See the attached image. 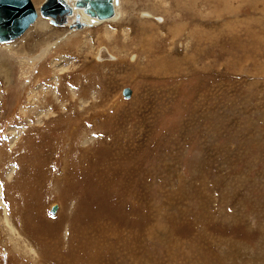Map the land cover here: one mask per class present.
I'll use <instances>...</instances> for the list:
<instances>
[{"label":"rangeland","instance_id":"rangeland-1","mask_svg":"<svg viewBox=\"0 0 264 264\" xmlns=\"http://www.w3.org/2000/svg\"><path fill=\"white\" fill-rule=\"evenodd\" d=\"M38 18L62 30L57 46L2 52L0 264L255 259L264 0H121L116 20L77 31ZM71 32L84 37L64 41ZM60 56L68 63L55 68Z\"/></svg>","mask_w":264,"mask_h":264},{"label":"water","instance_id":"water-1","mask_svg":"<svg viewBox=\"0 0 264 264\" xmlns=\"http://www.w3.org/2000/svg\"><path fill=\"white\" fill-rule=\"evenodd\" d=\"M120 0H45L38 10L32 0H0V42L14 40L23 35L33 24L39 13L50 18L54 24H66L75 19L71 29L83 28L86 21L80 19L82 12L91 23L113 19ZM123 95L131 97L132 89L125 87ZM56 205L51 212H56Z\"/></svg>","mask_w":264,"mask_h":264},{"label":"bare ground","instance_id":"bare-ground-1","mask_svg":"<svg viewBox=\"0 0 264 264\" xmlns=\"http://www.w3.org/2000/svg\"><path fill=\"white\" fill-rule=\"evenodd\" d=\"M34 1V3L36 2V0H33ZM36 4V3H35ZM120 9H121V0H120V4H119V6L117 7V14H116V16L113 18V19H109V20H116L118 17H119V15H120ZM81 13V17H80V19H82V20H84V21H86V24H85V26L83 27V28H80L81 30H83L84 28H86V27H89V26H92V25H98V24H100V23H103V22H105V21H109V20H104V21H100V20H97V22L95 23V24H92L91 23V20H90V18H88L86 15H84L82 12H80ZM42 15V14H41ZM144 15H146V17H152V16H149V14H148V12H145V14ZM39 17V16H38ZM45 17V16H44ZM47 18V17H46ZM38 20L37 21H35L33 24H31L30 25V27L32 26V28H30V30L26 33V35L24 36V38L22 39V40H20V42L17 44V43H15V44H6V45H0V74L1 75H4L5 77H8V71H9V69L7 68V64H5V61H3V55L2 54H4V53H2L3 51L6 53V52H8V51H14L15 49L17 50V53L19 54V56H26V55H24V54H26L25 52V49H24V46H25V44L26 43H28L26 46H28L26 49H27V51L30 53V55L28 54V56L29 57H31V55H33L34 54V51H42L43 50V52H45V51H47L48 49L49 50H51L50 49V47H54V45H58L57 43H60V41H61V39L63 40V32H61L62 30H59L58 31V29L57 30H51V29H49V24L46 22V20H44V19H42V18H37ZM75 19V17H73V20ZM126 19V18H125ZM73 20H70L68 23H66V24H63V25H68V26H70L71 25V23L73 22ZM51 22V21H50ZM49 22V23H50ZM52 23V22H51ZM126 24V23H125ZM59 25H61V23L59 24ZM51 28H53V27H51ZM80 29H71L70 31H77V30H80ZM105 30L102 32V33H100V39L99 40H97V41H99V42H103V41H106V40H109V37H111L112 36V34H111V30H107V29H109V28H104ZM28 30V29H27ZM149 32V31H148ZM41 33H44V35H40ZM89 33V32H88ZM55 34H59V37H58V40L55 42L54 41V44H53V42H52V40H51V38L52 37H54V35ZM90 35H88V38H92V32H90L89 33ZM115 34V33H114ZM62 35V37H60ZM22 36V35H21ZM113 36H115V35H113ZM56 37V36H55ZM81 37H84V36H81V32H71V34L64 40V41H67L68 39H79V38H81ZM144 37V36H143ZM60 38V39H59ZM65 38V37H64ZM96 38H97V36H96ZM85 39V38H84ZM138 39H140V37L138 36ZM81 40V39H80ZM89 40V39H88ZM63 41V42H64ZM85 41H86V39L84 40V42L83 43H85ZM139 41H141V40H139ZM149 41H150V39H149ZM81 42V41H80ZM151 42H152V40H151ZM53 44V45H52ZM80 44V43H79ZM14 45L16 46V47H14ZM81 45V44H80ZM85 45H83V47H80L79 46V50L80 51H82V49L84 48V50H85V48H86V46L84 47ZM65 47H66V45H65ZM76 47V46H75ZM152 47H153V45H152ZM69 48V47H68ZM22 49H24V50H22ZM142 49V48H141ZM18 50H21V51H23L24 53H20V52H18ZM87 50V49H86ZM144 54L146 53V51L148 52V50H141ZM72 52H73V50H72ZM77 52V51H76ZM155 52V51H154ZM66 53H69V54H71V52H70V50L69 51H66ZM65 53V54H66ZM77 53H79V52H77ZM100 53H102V50L100 51ZM36 54V53H35ZM73 54H75V53H73ZM79 54H81V53H79ZM151 54H152V51H151ZM154 54V53H153ZM161 54H163V53H161ZM72 55V54H71ZM109 55H111L110 53H109ZM27 56V57H28ZM65 56V55H64ZM64 56H60V57H58V61L56 62H52V65L55 67V68H57V67H60L62 64L61 63H64L65 61H67V63H68V60H66V58L64 57ZM112 56V55H111ZM153 56V55H152ZM166 56V55H165ZM69 57V56H68ZM73 57V56H72ZM82 57V56H81ZM147 57H149V56H147ZM154 57V56H153ZM156 57V56H155ZM159 57V56H158ZM34 58H35V56H34ZM33 58V59H34ZM75 58V57H74ZM112 58V57H111ZM164 58V57H163ZM167 58V57H166ZM76 59V58H75ZM100 59V58H99ZM106 59V58H105ZM150 59H151V57H150ZM162 59V58H161ZM79 60V59H78ZM100 60H103V58L102 59H100ZM148 60V59H147ZM80 61H82V58L80 59ZM154 63V62H153ZM160 63V62H159ZM34 64V63H33ZM163 64H164V62H163ZM75 65V64H74ZM61 68H63L62 66H61ZM141 68V70H142V72L144 73V74H147V71H148V73H154V72H152L153 70H155V66H153L152 65V62H148L147 64H146V66H144V67H140ZM165 68V67H164ZM59 69V68H58ZM159 69H160V67H159ZM169 70H172V69H169ZM63 71V70H62ZM64 72V71H63ZM62 73V72H61ZM156 73V72H155ZM56 80L57 81H59V78H56ZM55 80V81H56ZM63 80V79H62ZM67 80V79H66ZM87 82V81H86ZM85 82V83H86ZM51 83V82H50ZM55 83V82H54ZM57 84H58V82H56ZM63 83H64V81H63ZM88 83V82H87ZM57 84H56V86H57ZM84 84V83H83ZM89 84V83H88ZM90 85H91V82H90ZM61 86H62V84L60 83L59 85H58V87H60L61 88ZM85 86V85H84ZM83 87V86H82ZM82 87H80V88H82ZM55 90V89H54ZM53 91V90H52ZM50 89H49V92H52ZM48 91H46V90H44L42 93H43V97H45L47 100L48 99H50L49 98V96H53V95H50V93H49ZM49 93V94H48ZM71 104L72 103H74L73 101L72 102H70ZM5 221H6V224H7V226L9 227V229H10V231L12 232V233H15L16 232V228L14 227V225L11 223V221H10V219H9V217H8V215L6 214L5 215ZM25 250V249H24ZM29 251V250H28Z\"/></svg>","mask_w":264,"mask_h":264},{"label":"crops","instance_id":"crops-1","mask_svg":"<svg viewBox=\"0 0 264 264\" xmlns=\"http://www.w3.org/2000/svg\"><path fill=\"white\" fill-rule=\"evenodd\" d=\"M260 202H263V200H261ZM255 217H260V218L264 217L263 207H262V211L256 214ZM253 249L255 250V255H256L255 259L248 258L246 259V261L242 263L239 261L236 262V264H264V252H262L264 250V239L256 242L255 245L253 246Z\"/></svg>","mask_w":264,"mask_h":264}]
</instances>
